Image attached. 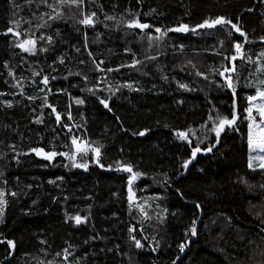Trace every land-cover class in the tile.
Wrapping results in <instances>:
<instances>
[{"label":"trees","instance_id":"obj_1","mask_svg":"<svg viewBox=\"0 0 264 264\" xmlns=\"http://www.w3.org/2000/svg\"><path fill=\"white\" fill-rule=\"evenodd\" d=\"M23 3V0H17ZM115 2L119 6L115 9L117 16L123 12L124 8L131 7L134 11L138 9L140 13L149 12L156 9V13L150 16H140L142 22H147L154 26L171 27L180 22L195 25L207 16L226 15L233 19L236 15L241 16V26L248 32L249 38L255 40L259 35H264V5L254 8L251 13L244 11L251 7L256 0H142V4L137 5L135 0H100L105 11L113 14L111 4ZM34 7V6H33ZM99 11L98 9H94ZM12 9L8 0H0V31L8 27V20ZM27 7L21 11V16H28ZM101 19L103 17L101 16ZM111 23V22H108ZM28 27V25H24ZM64 33L67 44H57L56 52L67 51L70 58L68 67L73 72L83 71L89 76V81L85 85L78 76H70L67 80L58 79L52 82L53 91L56 88H65L73 96H79L86 100L83 106H76L67 94L56 93L49 96L50 103L56 105L60 113H64L69 104L72 105V121L65 122L81 125L74 128L73 134L84 135L91 142H98L105 147L103 162L111 164L114 160L131 163L134 170L147 173L139 177L133 185V191L137 197L136 202L145 205L150 221H144V228L141 229L137 221L141 219L135 207L129 214L127 201V176L128 173L122 171L101 169L94 164H90L89 170L65 168L62 165L68 163L63 157H56L52 164L34 154L18 157L19 163L12 159L14 152L8 147L15 144L18 150L27 151L30 146L36 145V132L44 133L45 141L42 146H46L49 141L57 146L58 151H66L62 147L70 143L66 130L57 128L54 116L49 118L50 109H44L45 123L36 125L31 121L35 116L40 115L39 105L41 100L35 102L17 96H0V100L8 99L15 102L21 100V104L6 109L0 105V170L4 171V178L8 179V184L0 182V187L6 190L17 191L21 194L13 198L8 196L9 206L6 209L5 223L0 224V232L4 238L13 239L16 242L15 253L8 260L9 249L6 244H0V264H63V253L61 250L70 244L76 245L73 252L74 257L83 256L85 252L89 255L81 260V264H171V261L180 257L177 264H264V175L262 170H250L247 167V127L246 122L241 124L240 132L227 131L222 134L220 144L211 153H201L197 155L195 161L185 171L180 168L183 158L190 155V150L186 142L177 139L172 129L185 130L190 125L199 134V125L207 119L208 109L211 107L205 99L206 96L213 100L222 113L229 112L231 94H217L214 84L210 85L207 80L196 77L191 65L184 67L187 60H192L196 68L202 72H208L209 66L218 67L221 57L215 56L209 45L216 44L218 38H224L225 44L221 52L231 51V40H229L222 30H216L214 36H200L191 33H168L164 41L154 45L153 49H147L146 37H141L139 30H135V35H124V30H108L103 25H98L97 29L102 35L97 43L90 44L93 51L97 53V59H105L107 66L115 68L121 63L129 62L131 56L123 49L125 46L131 47L138 53V58L143 59V55H155L159 50L164 55L157 57L156 61L147 63L145 71L148 75H143L136 69L122 68L116 73H96L92 71L89 61L85 65L77 63L78 58L87 59L86 54L76 53L69 45L80 46L81 36L78 35L68 24L58 25ZM49 34H52L50 30ZM89 31L90 41L94 38V33ZM145 31H150L145 30ZM155 35V33H153ZM11 37L0 35V91H19L9 89L4 84L7 77V69L3 67V62L7 60L10 66L20 64L19 56L11 53L19 52V49L8 48V40ZM233 39L242 40L236 33ZM184 44L183 52H174L171 45ZM264 47L258 40L254 44H246L245 49L253 59ZM111 50V52L109 51ZM83 51V50H82ZM21 55L27 58V63L22 67H16L15 72H23L29 79L22 81L25 90L29 95L41 96L31 86L30 72L32 69L39 71L44 68L45 73L50 72L47 64L51 63L52 55L41 54L38 58L27 57L26 53ZM39 61L37 63L36 61ZM163 68V74L169 77L168 81L162 80L161 72L156 66ZM59 71L52 75H66L63 66H57ZM251 71H255V66H247ZM191 73V75H189ZM247 75V72L244 73ZM97 76L104 77L112 82L117 81H138L134 87L139 86L145 91L134 92L122 89L112 97L110 104L115 115L122 118L124 127L131 131L142 128L151 129L145 136H132L131 131L120 130L118 122L114 119V113H110L98 103L95 96L87 91L82 92L81 88L93 87L97 83ZM175 77L190 84L197 91H178L176 83L172 80ZM219 79V77H217ZM73 85H76L73 87ZM102 89V90H101ZM107 85L100 83L94 91L102 98L110 93L106 90ZM202 89V91L200 90ZM254 90L238 89V94ZM182 99L184 103L177 105L175 101ZM242 111L246 106L243 99L238 101ZM27 105V106H26ZM35 109V111H33ZM83 113V116L80 114ZM160 125H157V121ZM167 123L170 127L165 128ZM5 125H11L6 128ZM18 126V127H17ZM56 128L59 133V140H54V133L51 129ZM15 129V131H13ZM23 133V138L19 135ZM209 139L214 142L212 133ZM208 141H205V145ZM203 146V145H202ZM123 149V151H120ZM47 150V149H46ZM43 165H48L43 167ZM115 168V165L113 166ZM202 169V171L200 170ZM168 174L167 190L161 186L163 173ZM63 176V182L57 181L60 187L48 184L49 179ZM19 178V184L16 178ZM31 184L32 188L25 185ZM249 185H252L251 189ZM179 189V192L177 191ZM113 193H116L114 196ZM181 193L183 195H181ZM67 195L68 200L63 197ZM91 199H85V197ZM161 196L163 199H155ZM52 197L57 199L53 201ZM36 200L35 205L32 201ZM147 201V203H145ZM198 202L201 209L196 211L193 202ZM92 205L89 209L88 205ZM160 205V207H157ZM168 208V212L163 213V208ZM28 210L30 214H24ZM65 211L72 215H89L90 219L85 224L79 226L74 222H65ZM195 212L197 218L198 234L190 236L185 251L179 252L177 245L184 240V232L189 227ZM113 213L116 215L113 216ZM175 213V215H172ZM162 214L166 217L163 224L158 223L157 216ZM135 226L134 233L140 238V232L149 237L155 235L160 241V248L157 252H152L147 247L148 241H142L146 247L136 250L128 240V227ZM97 233L106 239L90 240V237ZM89 239V243L84 241ZM41 240L47 243H40ZM119 245V253L115 249ZM103 248L104 252L100 249ZM108 248H113L108 252ZM42 249L44 251H42ZM70 251H72L70 249ZM61 252V256H56ZM95 253V255H93ZM128 253V255H123ZM73 256L69 257L72 261ZM7 257V258H6Z\"/></svg>","mask_w":264,"mask_h":264},{"label":"snow or ice","instance_id":"obj_2","mask_svg":"<svg viewBox=\"0 0 264 264\" xmlns=\"http://www.w3.org/2000/svg\"><path fill=\"white\" fill-rule=\"evenodd\" d=\"M137 5L142 4V0H135ZM259 5H264V0H256V3H253L251 7L246 8L244 11L251 13L254 8ZM8 4L12 9L11 16L8 20V27H6L3 31H0V35L4 37H11L8 40V48L10 49H19V52L11 53L12 55L19 56L20 64L16 66H10V63L5 60L3 62V67L7 69V77L11 78V82L9 79H4V84L8 85L9 89H18L19 91H0V96H21L26 98L28 101L35 102L36 100H41V104L39 105L41 112L40 115L35 116L34 120L31 122L36 125H42L45 123V113L44 109H50V112L47 114L49 118L54 116V122L57 128L66 130V135L70 143L62 145V147L66 148V151H58L57 146L49 141L46 146H42L45 141V135L41 132H36V145L28 147L27 151L18 150L17 145L9 144L8 147L15 153L12 159L16 160L19 163L18 157L27 156L28 154H34L35 157L41 158L48 162V164H52L54 158L63 157L68 163L63 164L62 166L65 168H74V169H83L84 171L89 170L90 164H94L101 169L122 171L124 173H128L127 176V201L129 214L131 215L133 208L138 211L141 219L137 221L140 228H144V221H150L152 217L147 212L145 205L135 204V200L137 199L135 192L133 191L134 182L141 176L147 175V173H143L139 170H134V166L131 163L121 162L120 160H114L111 164H105L103 162V149L104 145L99 144L98 142H91L85 137L87 136V130H84V135H75L73 134L74 128H80L81 125L70 124L65 122L64 116L67 117V121L73 120V115L71 111L72 105L69 104L66 108V111L62 114L57 110L56 105L50 103L49 96L54 95L56 93L59 94H67L69 99L74 102L76 106H83L86 103L84 98L79 96H73L68 92L65 88H56L55 92L53 91L52 82L57 81L58 79L67 80L70 76H78L80 77L85 85H87L89 81V76L85 74L83 71L73 72L70 67H68V63L70 62V58L68 56L67 51L64 52H56L57 44H67L68 41L64 39V33L60 30L58 25L60 23L68 24L72 29L81 36L82 43L79 47L76 45H69L76 53L78 54H86L87 59L78 58L77 63L79 65H85L89 61L92 65V71L96 73H116L119 72L122 68L128 69H136L141 72L143 75H148V72L145 71L147 67V63L153 62L157 60V57L164 55L165 53L157 50L155 55L147 54V51L143 55V59L138 58V53L133 51L131 47L125 46L123 51L126 54L131 56L129 62L121 63L117 65L115 68L107 66V61L105 59H97V53L93 51L90 47V44L97 43L99 41L101 32L98 31L97 26L103 25L105 29L108 30H124V35H135V30H139L141 37H146L147 39V49H153L154 45H158L159 43L164 41V38L167 37L168 33H182L188 34L191 33L193 35L200 36H214L216 30H222L225 33V36L231 40V51L229 52H221L218 50L219 48H223L225 44L224 38H218L216 40V44L209 45V48L203 49V51H211L215 56L221 57V63L218 67L209 66L208 72H202L196 68V64L192 60H187L186 65L181 66L180 70L184 71V67L187 65H191L194 70V74L196 77H201L204 80H207L210 85L214 84L217 90V94H225L230 92L231 94V103L229 105V112L222 113L220 109L217 107L213 100L208 96L205 97L207 103L211 105L208 109L207 119L199 125V134L197 130L192 128L191 125L185 130L180 129H172L173 135L179 139L180 141L186 142L188 148L190 150V155L187 158H183L180 163V168L182 170H187L193 161L196 160L197 155L201 153H211L213 149L220 144L222 139V134L227 131L240 132L241 124L246 122L247 127V167L255 171L257 168L262 170V175H264V47L260 49L257 53L256 59L254 60L251 55H248L247 52L250 50L245 49L246 44H254L256 40H258L261 44H264V35H259L255 40L250 39L248 32L243 29L241 26V16L236 15L233 19L230 16L226 15H215V16H207L203 18L199 23L195 25H190L189 23L180 22L178 25H174L171 27L164 26H154L147 22H142L140 16H150L154 13L157 15H163V13H157L156 9H150L149 12L140 13L138 9L135 11L131 7L124 8L123 12L115 14V9L119 6L117 3L113 2L111 4V8L113 9V14H109L104 9V5L100 3V0H23V3H18L17 0H8ZM25 6L27 7L28 16H21V11L24 10ZM34 6V7H33ZM94 9H98L94 10ZM264 16V13H261ZM101 16L103 19H101ZM111 22V23H108ZM28 25V27H24V25ZM50 30L52 34H49ZM150 31H145L149 30ZM91 30L94 33V38L90 41L89 31ZM155 33V35L153 34ZM238 33L239 37H242V40L233 39L234 34ZM174 52L179 50L183 52L185 49L184 44L171 45ZM83 50V51H82ZM111 52V50H109ZM21 53H26L27 57L30 58H38L41 54H50L55 53L51 57V63L47 64V67L50 69V72L45 73L44 68L41 67L39 71L32 69L30 72L31 76V86L35 88V90L43 95H29L22 81L29 79L23 75V72L17 76L15 72L16 67H22L25 63H27V58ZM39 63V61H36ZM250 65L255 66V71H251L249 67ZM57 66H63L66 70V75L57 76L52 75L51 73L59 71ZM157 70L160 71L161 79L164 81H168L169 77L163 74V68L160 65L156 66ZM247 72V75L244 73ZM3 73H0L2 76ZM191 75V73H189ZM219 77V79H217ZM97 83L93 85V87H84L81 88V91H87L88 93L95 96L96 100L100 105L103 106L105 110L110 113H114V109L112 108L110 101L113 96L116 95L122 89H127L129 91L134 92H142L145 89L136 86L135 84H139L138 81L130 82L117 81L115 85L112 84L111 81L105 79L104 77L97 76ZM172 80L176 83L178 91H197L198 89L193 88L190 84L185 83L181 80H177L175 77ZM100 83H104L107 85V91L110 93L109 96L102 98L97 95V91H94L98 87ZM76 85H73L75 87ZM238 89H249L254 90L251 92H243L242 96L238 94ZM102 90V89H101ZM202 91V89H200ZM243 99L246 101V106H243L242 111H238L240 105L238 101ZM177 105H182L184 101L182 99H177L175 101ZM21 104V100H16L13 102L12 100L4 99L0 100V105H2L6 109H12L15 106ZM27 106V105H26ZM35 111V109H33ZM83 116V113L80 114ZM114 119L118 122L120 126V130L124 132L131 131L130 129L124 127L122 118L119 115H115ZM157 125H160V121L158 120ZM6 128H11V125H5ZM18 127V126H17ZM163 127L169 128L170 126L167 123L163 124ZM54 133L53 139L59 140V133L56 131V128L51 129ZM15 131V129H13ZM151 129L145 127L139 130L131 131L132 136H145ZM209 133L213 134L214 142L209 139ZM23 138V133L19 134ZM208 141V144L205 145V141ZM203 145V146H202ZM47 149V150H46ZM123 151V149H120ZM254 153V154H253ZM3 158V155H0V159ZM115 165V168L113 167ZM48 165H43V167H47ZM202 171V169H200ZM4 171L0 170V182L4 185L8 184V179L4 178ZM163 181L161 186L167 190L168 186V174L165 172L162 174ZM63 176H57L55 179H49L47 181L48 184L55 185L56 187H60V184L57 183L64 181ZM16 183L19 184V178H16ZM26 188H32L33 185L27 184ZM252 185H249L251 189ZM261 188H264V184L260 185ZM179 192V189H177ZM20 192L6 190L4 187H0V224L5 223L6 209L9 206L8 196L16 198L20 195ZM115 196L116 193H113ZM181 195H183L181 193ZM155 199H163L161 196L154 197ZM53 201L57 198L52 197ZM65 201L68 200V196L65 195L63 197ZM85 199H91V197H85ZM37 203L36 200L32 201V204L35 205ZM147 203V201H145ZM194 208L196 211L201 209V205L198 202H193ZM92 205H88L90 209ZM160 207V205H157ZM163 213L168 212V208L162 209ZM24 214H30L28 210H25ZM116 214L113 213V216ZM175 215V213H172ZM65 222L72 221L75 225L79 226L81 224H85L90 219L89 215H80L76 213L75 215L70 214L65 211L64 216ZM158 223L163 224L166 217L162 214H158L157 216ZM264 222V221H262ZM197 218L195 212L193 213V218L189 227L184 232V240L181 241L177 247L180 253L185 251L187 243L190 239V236L194 237L198 234L197 230ZM137 231L135 226L130 225L127 229L128 232V240L130 244L134 246L136 250H142L146 247L142 241H148L147 247L150 248L152 252H157L160 248V241L156 239V236L153 235L151 237L144 235V233L140 232V238L134 234ZM190 234V236H189ZM90 240L95 239H106V237H101L98 233L96 236L90 237ZM89 239L84 241L85 244L89 243ZM40 243H47L45 240H41ZM68 244L67 247L63 248L61 252L63 253V264H81V260L85 259L89 253L85 252L83 256L74 257L73 252L76 245ZM0 244H6L8 251L7 255L11 256L12 251L16 248V242L13 239L4 238V234L0 232ZM119 245H115V249L117 250V254L119 253ZM70 249L72 251H70ZM42 251H44L42 249ZM101 252H104V249H100ZM108 252H112L113 248H108ZM61 252H57L56 256H61ZM95 255V253H93ZM123 255H128V253H123ZM73 256L72 261H69V257ZM7 258V257H6ZM180 257L177 256L176 259L171 261V264H177V260ZM41 264H44L41 261ZM47 264H52V261H48ZM155 264V261L153 262Z\"/></svg>","mask_w":264,"mask_h":264},{"label":"water","instance_id":"obj_3","mask_svg":"<svg viewBox=\"0 0 264 264\" xmlns=\"http://www.w3.org/2000/svg\"><path fill=\"white\" fill-rule=\"evenodd\" d=\"M14 253H15V250H14V251H12V255H11V256H9L8 260H10V259L13 257Z\"/></svg>","mask_w":264,"mask_h":264},{"label":"rangeland","instance_id":"obj_4","mask_svg":"<svg viewBox=\"0 0 264 264\" xmlns=\"http://www.w3.org/2000/svg\"><path fill=\"white\" fill-rule=\"evenodd\" d=\"M262 78H264V77H262ZM254 154V153H253ZM258 169V168H257ZM260 170V169H259ZM135 204H139L138 202H136V200H135V202H134Z\"/></svg>","mask_w":264,"mask_h":264}]
</instances>
